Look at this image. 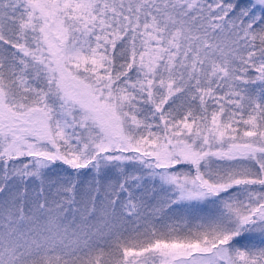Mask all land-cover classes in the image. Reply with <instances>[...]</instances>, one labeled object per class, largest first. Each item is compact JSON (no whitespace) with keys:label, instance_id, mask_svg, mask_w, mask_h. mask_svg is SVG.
<instances>
[{"label":"snow or ice","instance_id":"6c2138e0","mask_svg":"<svg viewBox=\"0 0 264 264\" xmlns=\"http://www.w3.org/2000/svg\"><path fill=\"white\" fill-rule=\"evenodd\" d=\"M0 264H264V0H0Z\"/></svg>","mask_w":264,"mask_h":264}]
</instances>
